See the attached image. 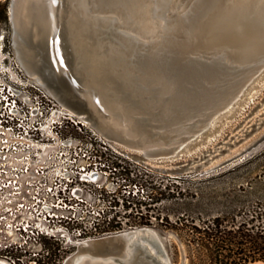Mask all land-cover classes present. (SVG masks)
Listing matches in <instances>:
<instances>
[{
    "label": "water",
    "instance_id": "water-1",
    "mask_svg": "<svg viewBox=\"0 0 264 264\" xmlns=\"http://www.w3.org/2000/svg\"><path fill=\"white\" fill-rule=\"evenodd\" d=\"M17 3L9 0L13 35ZM36 3L29 15L40 39L32 42L28 33L26 37L47 83L62 101L85 111L87 100L80 93L93 102L103 96L122 103L132 119L131 131L145 142L153 136L164 141L182 137L184 131L204 122L264 58V0ZM49 45L62 65L61 74L49 56ZM263 72L264 68L251 79L242 96ZM65 89L78 97H66ZM92 122L96 125V120ZM217 127L204 131L201 140ZM198 137L188 146L200 142ZM262 140L264 134L218 167L245 155ZM75 246L62 264H169L162 237L149 227L102 234L79 240Z\"/></svg>",
    "mask_w": 264,
    "mask_h": 264
},
{
    "label": "rangeland",
    "instance_id": "rangeland-1",
    "mask_svg": "<svg viewBox=\"0 0 264 264\" xmlns=\"http://www.w3.org/2000/svg\"><path fill=\"white\" fill-rule=\"evenodd\" d=\"M8 9L9 0H0V82L7 87L12 85L18 94L28 92L33 98L40 93L39 89L44 94L39 99L43 119L61 117L63 124L57 128L58 138L63 144L61 149L75 157L71 187L77 191L73 207L67 200V206L63 205L60 211L64 218L61 221L54 218L46 224L51 233L47 237L31 234H19L10 240L0 237V259L11 264H62L79 240L149 227L162 237L169 264H213L205 249L196 243L199 236L196 229L216 216L239 221V214L264 207V140L245 155L218 167L264 134V72L245 92L244 102L234 106L238 110L219 119L214 132L204 134L203 140L198 137L196 141L200 142L185 147L176 157L148 158L141 151L84 125L62 100L23 69L14 52ZM112 162L120 167H112ZM125 167L143 177L148 193H153L159 203L149 199L150 203L142 206L140 213L111 206L125 192L136 191L134 185H126ZM91 170L96 177L84 179L82 174ZM146 193L141 191L145 197ZM110 222L120 229L100 233ZM7 243L14 247L9 253L4 251Z\"/></svg>",
    "mask_w": 264,
    "mask_h": 264
},
{
    "label": "built area",
    "instance_id": "built-area-1",
    "mask_svg": "<svg viewBox=\"0 0 264 264\" xmlns=\"http://www.w3.org/2000/svg\"><path fill=\"white\" fill-rule=\"evenodd\" d=\"M37 90L40 93L33 98L0 82V237L4 240L19 234L50 235L46 224L54 218L61 221L63 205L68 200L73 207L76 198L77 190L71 187L75 157L61 149L57 133L63 120L43 119L39 99L44 94ZM82 177L93 180L96 173L91 170ZM11 248L7 243L4 251Z\"/></svg>",
    "mask_w": 264,
    "mask_h": 264
},
{
    "label": "bare ground",
    "instance_id": "bare-ground-1",
    "mask_svg": "<svg viewBox=\"0 0 264 264\" xmlns=\"http://www.w3.org/2000/svg\"><path fill=\"white\" fill-rule=\"evenodd\" d=\"M38 0H18L17 8L14 13V26L15 33L13 35V46L16 57L23 67V69L32 76L38 83L44 86L50 94L56 96L60 99L59 94L54 90L45 80L41 67L38 65L39 58L35 56L33 48L28 44L27 33L31 35L32 42H37L40 39V32L36 29V25L32 24L29 12L31 8L36 5ZM125 15V14H124ZM123 15V16H124ZM125 17V16H124ZM156 28V26H155ZM49 45V56L53 61L54 67L61 74L62 65L57 59L54 48ZM61 67V68H60ZM264 68V58L261 61H257L255 66L250 69L247 80L243 83L242 87L225 102L221 108L213 112L209 118L204 122L197 124L193 129L184 131L182 137L170 138L167 141L162 139H155L157 137H151V141L145 142V138L137 132H132L130 125L132 119L122 110L120 102L115 100H107L103 96H100L96 102H93L91 96L87 94H79L80 97L86 99L87 101V111L76 107L74 104H70L66 101H62L64 105L73 113L78 116V118L83 122L84 125H89L96 129L98 133L107 138L118 141L124 144L128 148L136 149L141 151L146 157L154 158L161 156L168 157L174 156L177 152H180L192 141L196 136L201 137L204 131H211L217 126V122L223 115L230 117L236 108L235 105H239V101L243 99L242 94L244 89L250 84L251 79L256 76ZM56 70V71H57ZM57 72V73H58ZM68 72V71H67ZM65 74V73H64ZM263 74V73H262ZM34 80V81H35ZM91 81V80H90ZM254 82V81H253ZM252 82V83H253ZM91 85H96L95 82H90ZM258 84V83H257ZM77 91V90H76ZM66 97H70L71 100L78 97L74 93L68 92L66 89L63 91ZM61 100V99H60ZM92 119L96 120V125L93 124ZM221 121V120H220ZM80 122V121H79ZM110 126L113 128H110ZM87 127V126H86ZM117 130V131H115ZM119 132V133H118ZM121 134V135H120ZM128 137L129 141L123 140L121 137ZM144 138V140H143ZM0 264H11L6 260H0Z\"/></svg>",
    "mask_w": 264,
    "mask_h": 264
},
{
    "label": "trees",
    "instance_id": "trees-1",
    "mask_svg": "<svg viewBox=\"0 0 264 264\" xmlns=\"http://www.w3.org/2000/svg\"><path fill=\"white\" fill-rule=\"evenodd\" d=\"M2 5L6 12V3ZM112 167H120V164L112 162ZM124 176L126 185H134L136 191L125 192L120 200L115 199L111 202V206H121L124 211L136 210L140 213L142 206L150 203L149 199L153 203L160 202L155 200L156 196L152 195L153 193H148V186L143 177L133 173L128 167L124 168ZM141 191H147L146 197L141 194ZM239 216V221L236 218L227 220L223 216H216L203 222L202 226L196 229L199 234L196 243L205 249L213 264L264 262V207L252 208ZM163 221L164 219L161 222ZM119 229L118 224L110 222L109 226L103 228L100 233ZM5 257L11 259L8 255Z\"/></svg>",
    "mask_w": 264,
    "mask_h": 264
},
{
    "label": "crops",
    "instance_id": "crops-1",
    "mask_svg": "<svg viewBox=\"0 0 264 264\" xmlns=\"http://www.w3.org/2000/svg\"><path fill=\"white\" fill-rule=\"evenodd\" d=\"M254 264H264V262H256V263H254Z\"/></svg>",
    "mask_w": 264,
    "mask_h": 264
},
{
    "label": "flooded vegetation",
    "instance_id": "flooded-vegetation-1",
    "mask_svg": "<svg viewBox=\"0 0 264 264\" xmlns=\"http://www.w3.org/2000/svg\"><path fill=\"white\" fill-rule=\"evenodd\" d=\"M0 260H3V259H0Z\"/></svg>",
    "mask_w": 264,
    "mask_h": 264
}]
</instances>
